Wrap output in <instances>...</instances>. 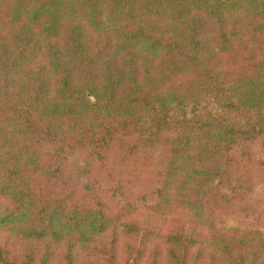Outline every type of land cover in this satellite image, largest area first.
<instances>
[{"label":"trees","instance_id":"16d2710c","mask_svg":"<svg viewBox=\"0 0 264 264\" xmlns=\"http://www.w3.org/2000/svg\"><path fill=\"white\" fill-rule=\"evenodd\" d=\"M259 143L264 0H0V264H264Z\"/></svg>","mask_w":264,"mask_h":264},{"label":"rangeland","instance_id":"374dc122","mask_svg":"<svg viewBox=\"0 0 264 264\" xmlns=\"http://www.w3.org/2000/svg\"><path fill=\"white\" fill-rule=\"evenodd\" d=\"M253 148L255 149V154L252 155L251 164L256 166L257 170L262 171L263 173L260 176V182L264 183V143H259L254 145ZM256 181H253L255 183ZM258 182V181H257ZM256 186V183H255ZM254 186V187H255ZM258 193L255 194L256 197L262 198L264 196V184H258L256 187ZM258 205V204H257ZM229 211L235 215L237 213L236 208H230Z\"/></svg>","mask_w":264,"mask_h":264}]
</instances>
